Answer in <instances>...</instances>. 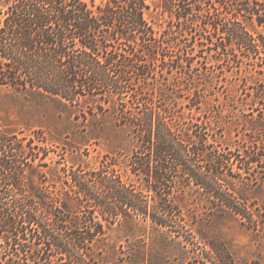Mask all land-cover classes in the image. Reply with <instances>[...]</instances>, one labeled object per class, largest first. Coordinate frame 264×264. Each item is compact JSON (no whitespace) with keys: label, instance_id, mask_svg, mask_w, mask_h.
Masks as SVG:
<instances>
[{"label":"trees","instance_id":"obj_1","mask_svg":"<svg viewBox=\"0 0 264 264\" xmlns=\"http://www.w3.org/2000/svg\"><path fill=\"white\" fill-rule=\"evenodd\" d=\"M255 22L264 29L259 0H5L0 86L55 98L75 118L100 113L120 145L69 169L62 156L49 166L40 135L0 130V264H146L109 262V229L178 236L201 205L264 238V206L232 190L264 170V140L225 136L238 80L264 99Z\"/></svg>","mask_w":264,"mask_h":264},{"label":"rangeland","instance_id":"obj_2","mask_svg":"<svg viewBox=\"0 0 264 264\" xmlns=\"http://www.w3.org/2000/svg\"><path fill=\"white\" fill-rule=\"evenodd\" d=\"M4 1L0 0V9ZM259 1L264 4V0ZM163 24L165 26L166 22ZM255 27L264 33L263 25L255 22ZM260 55L264 62V53ZM252 60L246 64L251 70L254 68ZM238 81L245 89L227 104L230 113L226 119L232 118L233 121L225 129V136L231 137L235 144L243 138L262 141L264 99H256L255 89L251 87L254 83L248 80L245 86L244 81ZM256 87L260 89L259 85ZM93 104L91 100L84 102L85 107ZM75 114L73 109L55 98L0 86V130L34 139L40 135L43 141L35 139L33 144L47 147L45 161L49 166L55 165L62 156L60 160L63 162L58 166L64 165L69 169L79 165L96 167L102 155L120 145L110 129L108 118L100 113L95 117L87 115L86 119L81 115L75 118ZM40 168L46 178L42 184L52 188L49 182L51 174L47 171L49 167ZM258 169L241 180L234 179L232 190L244 201L255 203L260 208L264 206V170ZM29 175L38 180L36 174ZM207 208L202 205L197 208L202 217L195 222L186 217L183 223L186 231L178 236L168 232L170 227L157 228L150 224L134 232L125 226L112 227L108 231L109 243L115 244L117 255H112L109 249L106 259L110 262L119 257L124 262L146 264H222L230 261L235 264H264V238L259 232L230 211Z\"/></svg>","mask_w":264,"mask_h":264}]
</instances>
